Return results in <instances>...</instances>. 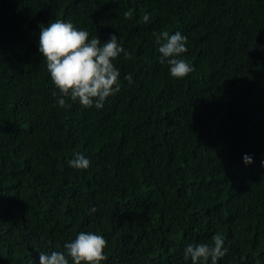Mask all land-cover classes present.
I'll list each match as a JSON object with an SVG mask.
<instances>
[{
    "label": "trees",
    "instance_id": "16d2710c",
    "mask_svg": "<svg viewBox=\"0 0 264 264\" xmlns=\"http://www.w3.org/2000/svg\"><path fill=\"white\" fill-rule=\"evenodd\" d=\"M57 19L131 54L101 109L52 95L38 48ZM162 32L187 37L183 79ZM80 232L107 241L101 264H191L216 234L217 264H264V0H0V264Z\"/></svg>",
    "mask_w": 264,
    "mask_h": 264
},
{
    "label": "clouds",
    "instance_id": "9594fccd",
    "mask_svg": "<svg viewBox=\"0 0 264 264\" xmlns=\"http://www.w3.org/2000/svg\"><path fill=\"white\" fill-rule=\"evenodd\" d=\"M125 19L133 16V10L124 12ZM147 22L149 16L144 15ZM157 42L164 41L158 48L160 63H167L170 76L183 79L194 68L182 59L187 52V37L180 32L169 35L162 32L156 36ZM39 53L46 62L54 86L52 95H59L60 107L70 106L67 101L78 102L83 108L101 109L107 97L120 91V72L113 61L123 53L124 58L131 59L117 42V36L111 35L107 42L101 43L98 37L89 40L86 30L77 29L71 22L54 20L47 26H41L39 35ZM129 85L133 78L125 77ZM245 165L252 163L249 155L243 157ZM90 160L77 154L69 161V167L84 170L90 167ZM91 212H95L93 207ZM107 241L102 235L92 232H80L71 242L63 245V251L41 252L39 264H101L107 257L104 249ZM224 240L220 234L212 237L211 243L189 244L184 250V259L191 264H217V260L226 254Z\"/></svg>",
    "mask_w": 264,
    "mask_h": 264
}]
</instances>
